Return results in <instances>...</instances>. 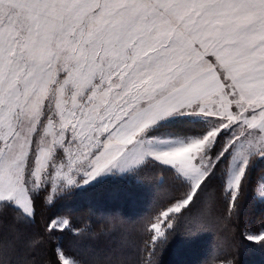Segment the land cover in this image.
Returning <instances> with one entry per match:
<instances>
[{
	"label": "snow or ice",
	"instance_id": "snow-or-ice-1",
	"mask_svg": "<svg viewBox=\"0 0 264 264\" xmlns=\"http://www.w3.org/2000/svg\"><path fill=\"white\" fill-rule=\"evenodd\" d=\"M254 179L264 197V0H0V264H111L68 258L96 233L65 217L33 231L41 194L134 190L155 264L208 198L237 222ZM240 235L264 251V224Z\"/></svg>",
	"mask_w": 264,
	"mask_h": 264
},
{
	"label": "trees",
	"instance_id": "trees-1",
	"mask_svg": "<svg viewBox=\"0 0 264 264\" xmlns=\"http://www.w3.org/2000/svg\"><path fill=\"white\" fill-rule=\"evenodd\" d=\"M258 175V174H257ZM157 180L166 179L162 175ZM253 181L241 203L245 214L235 223L224 219L218 198H208L194 211L189 223L169 239L167 246L154 257L155 264H264V251L249 247L240 235L242 231L255 232L264 224V205L260 203ZM173 186L166 180L158 196L170 194ZM121 186L105 185L92 191L74 192L55 208L43 203V195L37 202L36 224L33 231L40 233L49 218L54 215L66 217L75 228H89L96 235L85 232L80 237L66 236L64 241L68 257L91 262L104 257L111 264H139L140 250L147 236L142 232L139 217L145 205L139 202V194ZM197 225L205 229L198 236L187 231ZM52 246L42 249L36 256L37 264L55 261Z\"/></svg>",
	"mask_w": 264,
	"mask_h": 264
},
{
	"label": "rangeland",
	"instance_id": "rangeland-1",
	"mask_svg": "<svg viewBox=\"0 0 264 264\" xmlns=\"http://www.w3.org/2000/svg\"><path fill=\"white\" fill-rule=\"evenodd\" d=\"M260 186L258 187V190H257V192H258V194H259V192H260ZM66 218V217H65ZM68 219V218H67ZM70 221V220H69ZM68 258H70V257H68ZM71 259V258H70Z\"/></svg>",
	"mask_w": 264,
	"mask_h": 264
}]
</instances>
